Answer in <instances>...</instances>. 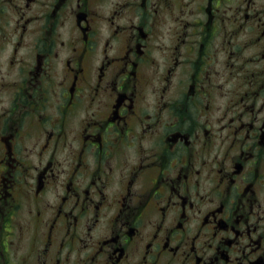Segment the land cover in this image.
Returning <instances> with one entry per match:
<instances>
[{
	"label": "flooded vegetation",
	"instance_id": "af4514ba",
	"mask_svg": "<svg viewBox=\"0 0 264 264\" xmlns=\"http://www.w3.org/2000/svg\"><path fill=\"white\" fill-rule=\"evenodd\" d=\"M0 264H264V0H0Z\"/></svg>",
	"mask_w": 264,
	"mask_h": 264
}]
</instances>
